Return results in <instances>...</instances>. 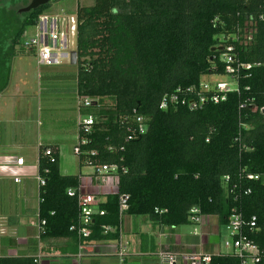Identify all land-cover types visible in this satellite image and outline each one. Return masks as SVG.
<instances>
[{
  "label": "trees",
  "instance_id": "16d2710c",
  "mask_svg": "<svg viewBox=\"0 0 264 264\" xmlns=\"http://www.w3.org/2000/svg\"><path fill=\"white\" fill-rule=\"evenodd\" d=\"M47 7L26 13L15 29L8 13L0 12V77L5 59L34 54L21 45V35ZM74 14L72 91L91 101L79 107V116L93 118L89 133L77 126L78 164L116 165L101 175L111 177V186L100 194L105 214L94 215L84 243L115 238L114 232L103 234L101 226L116 227L118 195L125 194L122 227L127 215L169 228L184 226L190 224L189 209L196 207L214 222L217 235L234 210L246 222L255 217L244 232L264 253V0H93L77 5ZM6 39L11 45L4 53ZM210 74L230 79L224 100L204 99L190 108L200 83L220 82L203 78ZM189 87L192 91H185ZM175 92L177 99L159 108L162 97ZM137 116L145 123L139 135ZM45 147L51 155H43ZM38 174L45 179L38 192L41 234L71 236L79 244L69 230L78 215L76 198L66 190L84 175L59 172L55 143L39 145ZM91 177L96 178L94 171ZM209 246L204 248H217ZM0 264L34 262L0 257ZM209 264L240 261L217 254Z\"/></svg>",
  "mask_w": 264,
  "mask_h": 264
},
{
  "label": "crops",
  "instance_id": "0c3cea01",
  "mask_svg": "<svg viewBox=\"0 0 264 264\" xmlns=\"http://www.w3.org/2000/svg\"><path fill=\"white\" fill-rule=\"evenodd\" d=\"M59 65L71 64L64 60ZM40 67L45 68L44 73L40 74L42 79L44 78L47 82L57 80L54 75L58 72L51 70L53 66L40 65ZM40 75L38 78L41 81ZM11 83V79L7 81L0 95L11 97L19 95L20 88L17 85L19 83L25 84V81L17 79L12 88ZM72 85L61 89L68 90V93L73 95V111L67 116L63 115L55 118L51 114L49 116L51 119L50 125L38 132L36 131L35 144L33 145H21L15 138L20 130L19 120H15L17 115L15 108L10 112L0 108V163L10 164L17 156L24 159V164L19 171V182H14L10 175L0 173V195L4 198L7 197V201L0 205V257L31 258L34 264H119L114 254L116 248L114 239L88 241L79 248L71 236L41 234L43 227H41L39 221V188L36 181L38 149L40 144L55 143L58 146L57 141L59 138H54L52 134V124L55 122L57 125L60 122L69 123L70 127L65 131H69L74 137L72 148L75 145L79 107L77 106V95L72 91ZM2 98L4 99V97ZM47 99L51 100L48 96ZM47 104L52 105L50 102ZM11 123H13V126H11ZM61 138L63 137L61 136ZM77 174H81V172H77ZM82 175H84V177L81 176L82 182L89 185L88 192L105 193L110 187L111 177L109 176H100L92 180L91 174H88V176H85L87 174ZM190 230V224L169 228L144 220L141 217L125 216L123 234L127 242L128 256L123 264H159L156 253L167 247L171 250L176 248V251L183 252L197 250L199 248V238L191 235ZM202 231L207 236L215 234L214 222L210 221V225H204ZM209 245L212 244L209 243ZM35 259L37 261H34Z\"/></svg>",
  "mask_w": 264,
  "mask_h": 264
},
{
  "label": "built area",
  "instance_id": "2783aa9c",
  "mask_svg": "<svg viewBox=\"0 0 264 264\" xmlns=\"http://www.w3.org/2000/svg\"><path fill=\"white\" fill-rule=\"evenodd\" d=\"M60 15H50L46 12L40 14L35 25L34 33L31 36L22 35L21 45L25 49H33L36 57L37 65L41 66H54L61 64L64 60L69 62V52L73 50L70 42V37L75 38L76 33V16H65L64 12ZM228 72L232 71V68L226 66ZM198 91L193 93L195 100H190L188 106L195 108L199 103H202L204 99H211L213 102L224 100L225 92L229 90V85L226 83L217 82L213 86H209L206 82L200 83ZM211 89L215 92L210 93ZM185 91L191 92L192 87L185 88ZM178 93L166 94L162 97L159 103V108H166L169 102L176 100ZM91 103L88 98L77 97V106L86 107ZM264 111V106L261 108ZM143 117H135L137 135L144 133L145 123ZM93 118L91 115L79 116L77 120V126L83 133H89L91 131V125ZM135 134V135H136ZM128 139L131 136L127 137ZM81 143H85V139H80ZM79 141L73 146L72 150L75 154L79 153ZM91 154L93 152L91 151ZM43 155H51L49 147L43 149ZM52 160V159H51ZM24 164V159L21 156L14 158L10 164L0 163V173L10 175L14 182L20 180V169ZM116 170V165L101 164L96 165L93 168L96 177H100L104 173L113 172ZM249 178L257 179L256 175H248ZM36 181L38 188L45 183V179L39 174L36 175ZM111 186V185H110ZM89 185L83 182H78L77 186L70 187L66 190L68 196L76 198V205L78 209V215L76 222L69 226V230L76 233L78 238L79 248L83 246L86 238L91 233L90 225L93 222L94 215H104L105 212L100 208V203L103 201L101 193L88 192ZM248 192V190H247ZM104 193V192H102ZM128 196L125 194L118 195V223L116 227H112L109 224L101 226L102 233L107 234L110 232L116 233L114 238L116 242L115 256L118 259L119 264H123L127 254V242L124 239L123 227H122V213L127 208ZM190 220V234L199 238V248L192 251H174L170 248L161 249L156 253V257L159 260V264H209L212 255L217 254H230L239 259L240 264H256L264 261V253L258 250L257 245L252 242L244 232V227H253L255 225V217L252 216L248 222H246L241 214L236 211H232L228 222L223 226L226 237L222 240V247L225 251H222L218 245L216 249L211 251L204 248L208 243V236L202 231L204 225H210V217L202 215L198 208L192 207L189 209ZM40 221V220H39ZM42 224L43 221H40ZM215 232H217L215 230ZM40 255L37 257L39 259ZM34 261H37L36 259Z\"/></svg>",
  "mask_w": 264,
  "mask_h": 264
},
{
  "label": "rangeland",
  "instance_id": "374dc122",
  "mask_svg": "<svg viewBox=\"0 0 264 264\" xmlns=\"http://www.w3.org/2000/svg\"><path fill=\"white\" fill-rule=\"evenodd\" d=\"M92 3L93 0H51L48 2V7L45 12L50 15H60L62 14L61 12H64L65 16H70L74 15L77 5L89 6ZM18 5L20 4H15L13 8L18 7ZM34 30V24L26 26L22 35L31 36ZM73 41L74 38L71 36L70 42L73 43ZM10 45V39H6L2 46V52L5 53L8 51ZM73 47L74 43L71 48ZM5 63L6 68H3L0 83L5 80L7 74V81H10V79L12 81L11 88L17 82V79L24 80L25 84L19 83L17 85L20 88V94L17 96L0 95V108L6 112H10L15 108L14 110L17 113L15 120H19L18 126L20 127L19 133L15 138L21 145H33L35 144L36 131L38 132L40 129L50 125L51 119L49 116L51 114H53L55 118L63 115L67 116V114L73 111V95L68 93V90L65 91V89L62 90L61 88H68V86L70 87L73 84V80L70 77V70L74 71L75 66L54 65L51 70L58 72L57 80L47 82L44 78L41 79V81L38 78L40 74L44 73L43 71L45 68L36 64V57L34 54L14 55L7 60L5 59ZM203 78L210 82L220 81L226 84L231 83L228 76L225 75L210 74ZM47 96L51 98V100H48ZM2 97H4V99ZM48 102L52 105L47 104ZM6 112H4L5 115H7ZM1 125L3 126V123ZM11 126H13V123H11ZM69 127V123L60 122L57 125L55 122L52 124V134L54 138H59L57 141L58 164L60 165L59 171L65 174H77V172H81V174H92V167L79 166L78 164L77 155L72 150L74 137L69 131H65ZM61 136L63 138H61ZM6 198L0 195V205H3L4 202L7 201ZM15 199L18 202L17 198ZM225 237L226 233L224 229L221 228L219 234H209L208 240L209 243L218 245L222 251H225L227 249L222 247V240Z\"/></svg>",
  "mask_w": 264,
  "mask_h": 264
},
{
  "label": "flooded vegetation",
  "instance_id": "af4514ba",
  "mask_svg": "<svg viewBox=\"0 0 264 264\" xmlns=\"http://www.w3.org/2000/svg\"><path fill=\"white\" fill-rule=\"evenodd\" d=\"M30 1L31 0H7L6 2V0H0V12L3 11L5 13H8L10 17V18L8 17L9 18L8 23L10 27H12V29H15V27H17L20 24V22L23 19V16L26 13H29L31 12V10H33V9L25 10V7H27ZM15 4H20V5H18V7L13 8Z\"/></svg>",
  "mask_w": 264,
  "mask_h": 264
},
{
  "label": "water",
  "instance_id": "95a60500",
  "mask_svg": "<svg viewBox=\"0 0 264 264\" xmlns=\"http://www.w3.org/2000/svg\"><path fill=\"white\" fill-rule=\"evenodd\" d=\"M51 0H31L30 3L25 7V10L35 9L41 5L47 4ZM69 63L74 65L76 63V51L75 49L69 52Z\"/></svg>",
  "mask_w": 264,
  "mask_h": 264
}]
</instances>
